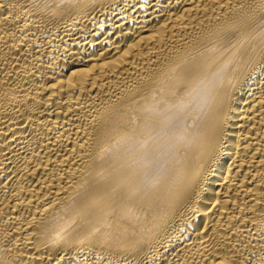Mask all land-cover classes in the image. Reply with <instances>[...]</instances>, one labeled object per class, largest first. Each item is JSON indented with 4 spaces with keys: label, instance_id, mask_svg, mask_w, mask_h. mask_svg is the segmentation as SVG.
Returning a JSON list of instances; mask_svg holds the SVG:
<instances>
[{
    "label": "bare ground",
    "instance_id": "bare-ground-1",
    "mask_svg": "<svg viewBox=\"0 0 264 264\" xmlns=\"http://www.w3.org/2000/svg\"><path fill=\"white\" fill-rule=\"evenodd\" d=\"M0 264H264V0H0Z\"/></svg>",
    "mask_w": 264,
    "mask_h": 264
}]
</instances>
